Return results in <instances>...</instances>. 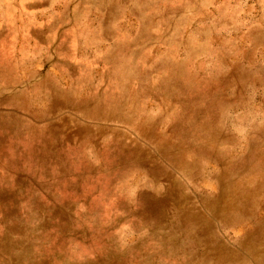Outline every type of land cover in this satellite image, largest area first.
<instances>
[{"label":"rangeland","instance_id":"rangeland-1","mask_svg":"<svg viewBox=\"0 0 264 264\" xmlns=\"http://www.w3.org/2000/svg\"><path fill=\"white\" fill-rule=\"evenodd\" d=\"M0 264H264V0H0Z\"/></svg>","mask_w":264,"mask_h":264}]
</instances>
